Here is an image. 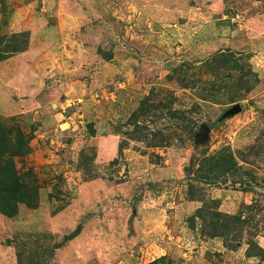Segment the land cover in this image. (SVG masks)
Masks as SVG:
<instances>
[{"label": "rangeland", "instance_id": "1", "mask_svg": "<svg viewBox=\"0 0 264 264\" xmlns=\"http://www.w3.org/2000/svg\"><path fill=\"white\" fill-rule=\"evenodd\" d=\"M0 121V264H264V0H0Z\"/></svg>", "mask_w": 264, "mask_h": 264}, {"label": "trees", "instance_id": "2", "mask_svg": "<svg viewBox=\"0 0 264 264\" xmlns=\"http://www.w3.org/2000/svg\"><path fill=\"white\" fill-rule=\"evenodd\" d=\"M23 38V35H15ZM26 46V41L14 43L9 51L16 52ZM31 137L20 127H11L0 121V212L7 216H15L19 204L37 206V187L23 181L13 157L23 156L28 151ZM79 230L75 231V233ZM67 236L70 238L73 234Z\"/></svg>", "mask_w": 264, "mask_h": 264}, {"label": "water", "instance_id": "3", "mask_svg": "<svg viewBox=\"0 0 264 264\" xmlns=\"http://www.w3.org/2000/svg\"><path fill=\"white\" fill-rule=\"evenodd\" d=\"M241 110H242V105L240 103H236L233 107H231L230 109L226 111L225 115L230 116Z\"/></svg>", "mask_w": 264, "mask_h": 264}]
</instances>
